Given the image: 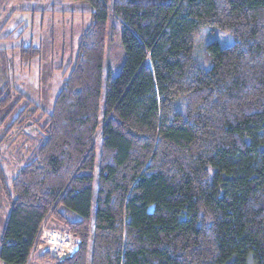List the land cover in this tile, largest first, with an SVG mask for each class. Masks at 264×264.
Segmentation results:
<instances>
[{"label": "trees", "instance_id": "obj_1", "mask_svg": "<svg viewBox=\"0 0 264 264\" xmlns=\"http://www.w3.org/2000/svg\"><path fill=\"white\" fill-rule=\"evenodd\" d=\"M72 2L90 24L41 136L13 177L0 159V261L28 264L52 222L79 248L40 263L264 264V0ZM114 36L123 61L104 81ZM6 51L0 126L22 101ZM28 124L30 111L13 126Z\"/></svg>", "mask_w": 264, "mask_h": 264}, {"label": "rangeland", "instance_id": "obj_2", "mask_svg": "<svg viewBox=\"0 0 264 264\" xmlns=\"http://www.w3.org/2000/svg\"><path fill=\"white\" fill-rule=\"evenodd\" d=\"M90 11L91 7L87 3H73L72 0H0V50L7 49L5 59L8 64L4 71L9 85L20 91L13 94L22 99L15 103L14 111L7 115L0 126V159L7 175L13 177L20 170L18 152L21 150V156L28 158L31 149L37 144L41 136L39 131L46 123L47 114L51 112L55 98L62 88L64 76L69 72L67 69L77 56L81 32L90 24ZM120 44V36H114L113 41H108L104 81L108 67H117L123 61ZM28 46L41 50L32 59V63L21 62L19 58V48ZM3 73L0 58V88L5 84ZM26 111L33 113L37 121V133L29 124L23 130L13 126L17 117ZM2 115L0 114V121L3 119ZM103 123L104 118L100 116L99 126ZM99 137L100 133L95 138L97 145ZM7 209L0 186V230ZM66 216L74 219L68 213ZM46 228L65 231L52 222ZM44 252L43 247H38L31 254L28 264H55L37 261ZM49 257L59 261L50 254Z\"/></svg>", "mask_w": 264, "mask_h": 264}, {"label": "built area", "instance_id": "obj_3", "mask_svg": "<svg viewBox=\"0 0 264 264\" xmlns=\"http://www.w3.org/2000/svg\"><path fill=\"white\" fill-rule=\"evenodd\" d=\"M80 240L67 231L46 228L42 225L38 231L31 254L43 247L45 252L62 261L72 257L79 248Z\"/></svg>", "mask_w": 264, "mask_h": 264}, {"label": "crops", "instance_id": "obj_4", "mask_svg": "<svg viewBox=\"0 0 264 264\" xmlns=\"http://www.w3.org/2000/svg\"><path fill=\"white\" fill-rule=\"evenodd\" d=\"M33 62V61H32ZM31 62V63H32ZM8 213H9V210L7 209L6 210V213H5V216H4V220L2 221V226H1V230H0V233L2 232V228L4 227L5 223H6V220H7V217H8ZM0 240H1V237H0ZM0 264H3L1 261H0Z\"/></svg>", "mask_w": 264, "mask_h": 264}]
</instances>
